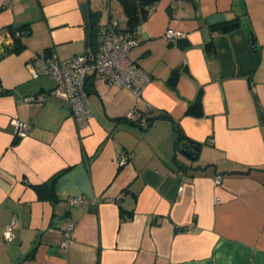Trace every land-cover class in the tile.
I'll return each mask as SVG.
<instances>
[{"label": "crops", "instance_id": "obj_1", "mask_svg": "<svg viewBox=\"0 0 264 264\" xmlns=\"http://www.w3.org/2000/svg\"><path fill=\"white\" fill-rule=\"evenodd\" d=\"M102 2L0 0V38L26 25L24 48L0 58V264H264V0H157L129 51L150 81L136 97L90 75L92 116L78 127L53 80L32 72L46 49L93 57L112 14ZM199 90L202 114H189ZM13 120L30 124L25 137Z\"/></svg>", "mask_w": 264, "mask_h": 264}, {"label": "built area", "instance_id": "obj_2", "mask_svg": "<svg viewBox=\"0 0 264 264\" xmlns=\"http://www.w3.org/2000/svg\"><path fill=\"white\" fill-rule=\"evenodd\" d=\"M154 5L148 7L149 13ZM7 32V30L5 31ZM5 36L0 38V55L5 52V48L11 46L15 36H19L20 31L16 30L12 34L9 30ZM181 32L167 30L165 37L173 41ZM138 43L129 33L118 30L117 17L110 16L108 24L100 36V41L96 46L93 57L84 54L60 58L52 50L40 56L39 72L33 70L34 77L39 74L51 78L54 86L48 91L68 102L71 114L78 127H84L92 116V111L88 102V92L86 88L87 79L93 75L104 82L107 88L118 87L131 91L134 96L139 97L150 81V75L146 73L129 56L130 49ZM46 94L37 93L25 96V100L42 102ZM127 119L134 118V111L125 113ZM140 124L146 125L143 119ZM13 132L18 137H25L30 129V124L20 120H13ZM129 154L124 153L118 159L119 164L128 160ZM219 176L215 182L219 183ZM181 186L179 190H181ZM219 198H216L218 200ZM71 204L81 205L89 209L90 205L96 201L85 196H72L68 198ZM16 217H12L6 224L3 231L4 240H11L15 235ZM73 223L67 221L63 226L62 246L65 247L71 239Z\"/></svg>", "mask_w": 264, "mask_h": 264}, {"label": "trees", "instance_id": "obj_3", "mask_svg": "<svg viewBox=\"0 0 264 264\" xmlns=\"http://www.w3.org/2000/svg\"><path fill=\"white\" fill-rule=\"evenodd\" d=\"M156 1L157 0H118L119 4L121 5V7L123 9L124 16H125L124 26H119V21H118V30L125 32V33H129L134 38H137L136 29H137L138 25H140V23H142L143 21H145L147 19V17L149 16L148 7L150 5H155ZM237 25H238L237 21H231V22H225V23L212 25V26H210V29L213 31H218V32L223 33V32H227V31L235 28ZM25 26L26 25H22V26L16 27V28L9 27L8 30L12 34H14V32L16 30H19L20 34H19V36L14 37V41H13V44L11 46H8L7 48H5L4 54H6V53H19L24 48V43L22 41V37L26 33V27ZM103 31L97 33V35H96V39H95L96 46L100 41V36L103 33ZM90 41H92V40H90ZM91 44H92V42H91ZM205 49L210 54H214V52H215L214 45L211 41L206 43ZM49 51H51V50L46 49L45 53H47ZM1 56H2V54L0 55V58H1ZM4 92H6V91H3L2 88H0V93H4ZM187 112L189 114H193V115H201L202 114L201 90L198 91L197 96L194 99V101L188 105ZM183 138H184V135L180 131H178L177 147L181 144L179 142L182 141ZM183 143L186 144V142H183ZM193 145L196 148L198 146L197 142H195V143L193 142Z\"/></svg>", "mask_w": 264, "mask_h": 264}, {"label": "rangeland", "instance_id": "obj_4", "mask_svg": "<svg viewBox=\"0 0 264 264\" xmlns=\"http://www.w3.org/2000/svg\"><path fill=\"white\" fill-rule=\"evenodd\" d=\"M108 3H109V7H110L111 13H112L111 16L117 17L119 24L123 25L125 16H124V12H123L121 5L118 3V0H103V2H102V13H103V15L107 16V14H108ZM100 84H101V81H100Z\"/></svg>", "mask_w": 264, "mask_h": 264}, {"label": "water", "instance_id": "obj_5", "mask_svg": "<svg viewBox=\"0 0 264 264\" xmlns=\"http://www.w3.org/2000/svg\"><path fill=\"white\" fill-rule=\"evenodd\" d=\"M251 44L253 46H256V41L254 40L253 37H251ZM178 151L180 154H182L183 156H185L190 160L195 159L197 155L196 151H194L190 145H186L185 143H181L178 146Z\"/></svg>", "mask_w": 264, "mask_h": 264}]
</instances>
